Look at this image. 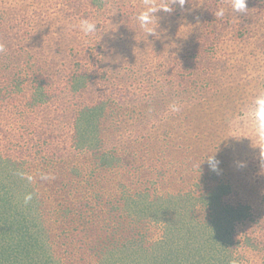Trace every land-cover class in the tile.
Segmentation results:
<instances>
[{
  "label": "trees",
  "instance_id": "16d2710c",
  "mask_svg": "<svg viewBox=\"0 0 264 264\" xmlns=\"http://www.w3.org/2000/svg\"><path fill=\"white\" fill-rule=\"evenodd\" d=\"M100 2H92L99 11ZM254 2L264 7V0ZM179 6L173 4V12ZM123 13L129 18L135 10L124 9ZM1 23L0 44L10 37ZM23 37L28 38L26 34ZM26 42L31 47V40ZM16 55L6 46L0 52V105L8 101L1 117L12 120L8 128L0 127L4 135L0 141L17 136L14 129H18L24 145L35 152L14 157L11 147L0 148V264H237L235 227L252 214L246 205L227 202L234 181L223 165L212 175L210 172L211 181L206 185L203 178L188 176L200 158L189 168L172 161L160 165L157 151L138 149L152 142L150 132L124 141L121 133L126 118L135 119L128 108L136 110L137 106L126 102L132 95L130 88L123 87L120 92L115 85L102 92L97 104L79 103L83 106L75 112L73 134L65 138L72 151L53 157L43 140L49 135L41 136V119L43 132L48 133L54 123L52 106L59 95L51 91L43 67H38L31 55L15 62ZM108 59L103 48L92 54L90 65L99 71L89 75L82 73V67L71 90L85 92L107 81L110 86L114 75L105 68ZM12 65L30 77L6 80L3 75ZM194 73V67L184 63L169 76L168 85L176 87L177 99L183 100L199 84L202 88ZM161 99L147 101L143 107L151 108V113ZM124 110L129 116L122 119ZM168 137L165 134L164 139ZM13 143L11 140L10 145ZM42 153L47 160L44 163L40 162ZM21 173L33 179L29 181ZM28 194L32 199L25 203ZM201 212L210 218L205 226L197 222Z\"/></svg>",
  "mask_w": 264,
  "mask_h": 264
},
{
  "label": "rangeland",
  "instance_id": "374dc122",
  "mask_svg": "<svg viewBox=\"0 0 264 264\" xmlns=\"http://www.w3.org/2000/svg\"><path fill=\"white\" fill-rule=\"evenodd\" d=\"M92 2L0 0L2 29L10 34L2 44L17 52L15 62L31 55L38 67H43L51 91L59 95L52 106L54 123L50 125L49 134L43 132L41 119V136L49 135L43 138L48 150L55 158L72 151L65 138L70 139L73 134L75 112L85 104H97L108 87L115 85L120 92L123 87L130 88L132 95L126 102L137 108H128L134 112L135 119L126 118L128 122L121 133L124 141L150 132L152 142L138 149L143 153L149 148L157 151L161 155L160 165L172 161L178 166L185 163L189 168L194 159L200 158V167L194 170L191 167L188 176L197 180L203 178L206 185L211 181L213 170L208 161L203 160L208 153L216 152L220 166L223 165L234 181V192L227 202L246 205L252 214L235 227L234 260L237 264H264V141L257 138L250 120L242 119L236 126L230 125L242 116L257 95L264 93V7L261 9L254 0H247L248 12L237 14L230 0H187L174 12L156 13L159 36L147 37L135 19L143 8V0H101L97 6L102 5V11L92 6ZM155 2L170 3L171 0ZM132 8L134 16L127 18L123 11ZM219 8L225 10V15L216 18L214 13ZM84 18L98 23L99 31L95 36L84 37L79 32L76 25ZM25 34L26 40H31V47L27 46ZM102 48L109 57L105 68L114 75L112 84L108 86L107 81L105 85L75 93L70 88L74 76L82 67L85 74L98 72L89 60ZM184 63L194 67L193 78L203 85L201 88L199 84L196 91L188 92V96L180 100L176 87L168 84L169 76ZM3 76L6 80L30 77L14 65L8 67ZM157 97L162 98L161 102L150 113L151 108L143 105ZM173 103L181 110L175 118H168L175 114L170 111ZM0 106V127L5 129L12 123L8 117H1L8 101ZM126 116H129L127 110L122 111L120 118ZM14 130L18 131L17 136L12 139L5 136L0 148L11 147L14 157L35 152L24 145L23 134ZM165 134L170 137L164 139ZM11 140L13 145H10ZM44 154L39 156L42 163L47 161ZM197 219L204 226L210 220L204 212Z\"/></svg>",
  "mask_w": 264,
  "mask_h": 264
},
{
  "label": "clouds",
  "instance_id": "9594fccd",
  "mask_svg": "<svg viewBox=\"0 0 264 264\" xmlns=\"http://www.w3.org/2000/svg\"><path fill=\"white\" fill-rule=\"evenodd\" d=\"M187 0H171L170 3L167 2H161L156 3L155 0H143V8L138 12L135 19L138 23L139 28L147 35H153V36H159V33L157 31L159 24H158V17L156 16V13L159 11L164 12H171L173 11L172 5L175 3H178L181 7L185 5ZM231 8L232 10L237 14H246L248 12L247 7V0H230ZM216 18L223 17L225 15V10L223 8H219L214 13ZM79 32L83 34L84 37H91L95 36L97 32L99 31L98 23L88 19L84 18L81 19L76 25ZM5 50V46L3 44H0V52H3ZM181 108L178 104L173 103L170 106V111L173 113L180 112ZM247 119L250 120L254 127L256 136L259 140L264 141V93H261L257 95L254 100L252 101V104L247 108V110L242 114L241 117H238L236 120L231 121V126H236L240 120ZM236 137L235 135H233ZM215 153H208L203 162L205 160L208 161L210 167L213 171L218 170L219 161L216 159ZM201 164H199L200 167ZM23 177L31 181L33 178L31 176H28L24 173H21ZM48 176H42V179H48ZM32 199V195L28 194L25 197V203L30 201Z\"/></svg>",
  "mask_w": 264,
  "mask_h": 264
}]
</instances>
